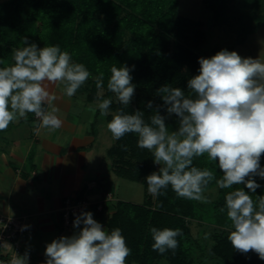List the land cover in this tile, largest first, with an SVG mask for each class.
<instances>
[{"label": "clouds", "instance_id": "clouds-1", "mask_svg": "<svg viewBox=\"0 0 264 264\" xmlns=\"http://www.w3.org/2000/svg\"><path fill=\"white\" fill-rule=\"evenodd\" d=\"M23 43L27 46L14 52V65L0 68V131L21 118L27 120V113H34L41 127L59 129L63 123L55 114L59 109L51 107L48 111L44 107L51 106L56 99L46 89L45 81L62 84L64 93L72 97L90 73L83 64L72 63L71 55L58 45L38 48L29 44L27 37ZM198 62L199 74L188 81L194 98L169 85L157 90L167 113L179 118L178 130L169 131L159 110L149 117L150 123L137 110L133 114L120 111L107 124L114 140L135 133L137 146L153 153L154 163L161 166L158 172L146 177L147 191L154 197L163 195L162 190L171 186L178 197L207 203L204 192L213 180L221 189L244 184L255 192L260 185L253 177L264 179V168L260 165L264 155V62L259 58H242L226 49ZM110 71L108 90L119 103L128 106L135 94L131 70L125 65L112 66ZM102 85L101 73L96 87ZM111 104L110 99L99 103L101 116L109 114ZM147 107L152 108L151 101ZM122 148L127 150L126 146ZM204 154L211 161L218 160L223 172L220 179L207 168L192 166L193 159ZM225 202L234 229L227 237L232 247L240 253L255 252L264 260V196L254 201L239 188L229 192ZM220 211L223 213L225 208ZM81 224L78 233L46 245L45 264H126L131 250L120 228L109 234L91 212L76 217L74 227ZM150 232L154 241L152 250L161 255L175 251L177 237L183 236L179 228L152 227ZM28 260L25 253L13 257L9 264H28Z\"/></svg>", "mask_w": 264, "mask_h": 264}, {"label": "rangeland", "instance_id": "rangeland-1", "mask_svg": "<svg viewBox=\"0 0 264 264\" xmlns=\"http://www.w3.org/2000/svg\"><path fill=\"white\" fill-rule=\"evenodd\" d=\"M2 1L4 0H0ZM134 3L129 0H99L94 9L78 13L77 23L73 28L53 29L42 24L35 29L42 41H39L38 48L43 45H58L61 51H67L71 55L72 63L83 64L89 71L88 80L78 89L82 97L87 99L91 88L96 85V79L103 74L102 88H97L94 98L87 100L98 108L99 121L96 124L102 128L101 135L107 146L109 167L115 176L110 184L114 198L109 202L116 206L119 200H125L136 203L145 210L158 207V196L154 197L147 191L146 177L152 172H158L161 166L154 163L151 151L137 146V134L128 133L120 140H114L107 124L120 111L133 114L137 110L143 112L145 121L150 123L149 117L159 110V114L165 117L169 131L178 130L179 118L167 113V106L157 90L163 85H169L182 91L187 90L194 98L195 94L188 88V81L199 74V59L211 58L221 50L235 51L242 58H259L264 62V0H226L214 10L204 0L166 1L164 7L163 0H145L142 3L144 6L146 4L145 9L143 7L140 10ZM160 12L163 17L160 22H155L154 18ZM140 20L144 22L141 23ZM31 43L35 44L30 39L29 44ZM158 58V66L163 62L164 66H160V69L166 74L161 77H167L151 83L153 70H150L149 63L153 64V60ZM168 60L172 68L167 71ZM14 63L13 60L11 66ZM125 65L131 70L132 84L135 85V94L128 106L119 103L115 94L107 88L111 67ZM171 74L173 77H168ZM60 86L63 87L62 84ZM153 86H157L156 95L150 94ZM153 98L155 101L159 98V101L155 103ZM103 99L112 101L107 116H101L98 107ZM149 101L152 102V108L147 107ZM31 115L33 113H27V117ZM122 146H126L127 150ZM260 165L264 168L261 158ZM253 178L264 186V179L258 175ZM102 183V187H110L108 182L103 180ZM220 190L217 184L207 188L204 195L209 202L199 203L210 204L218 197ZM163 191L167 198L175 194L171 186ZM163 195H159L163 198L159 200L166 205L152 219L150 229H182L183 236L177 237L178 247L163 255L153 251V257L143 259L139 255L138 244L126 241L131 250L126 264H229V249L221 255L217 244L221 245L219 237L225 240L233 229L186 216V207L181 202L168 205ZM113 200L115 201L112 202ZM150 229L145 245L152 249L154 241ZM229 245L232 247L230 241ZM224 248L229 246L225 245ZM238 256V264H243V253L239 252ZM252 262L264 264V260L257 254Z\"/></svg>", "mask_w": 264, "mask_h": 264}, {"label": "crops", "instance_id": "crops-1", "mask_svg": "<svg viewBox=\"0 0 264 264\" xmlns=\"http://www.w3.org/2000/svg\"><path fill=\"white\" fill-rule=\"evenodd\" d=\"M45 86L56 99L44 107L48 111L59 109L55 114L62 126L56 130L41 127L33 113L0 131V212L26 217L28 230L19 241L21 256L28 254V264H45L47 244L82 229L81 224L62 231L61 208L67 196L98 198L107 189L102 181L110 186L115 179L102 128L96 124V105L79 91L68 97L59 83L45 81ZM92 181H97V186L89 187ZM115 207L108 202L102 211L92 208L85 212H91L108 232Z\"/></svg>", "mask_w": 264, "mask_h": 264}, {"label": "trees", "instance_id": "trees-1", "mask_svg": "<svg viewBox=\"0 0 264 264\" xmlns=\"http://www.w3.org/2000/svg\"><path fill=\"white\" fill-rule=\"evenodd\" d=\"M129 1L135 2L133 5H135V7L138 5L140 7L138 8L139 10L143 7L145 9L146 7V4L145 6L142 4L145 0ZM164 1L165 0H163V7L166 5L164 4L166 1L170 3L174 0ZM222 1L226 0H204V3L209 8L214 10ZM98 2L99 0H4L0 2V68L9 67L12 65L14 60V52L17 49H22L23 47L27 46L23 43L25 37H27L28 43L31 39L36 45H38L40 37H38V33L36 32L37 29H35L37 26L45 24L46 26H50L53 29L68 27L73 28L77 23L78 13L85 11L87 12V10L90 11L91 9H94ZM162 17L163 13L160 12L157 16H155L154 21L160 22ZM140 22L143 23L144 21L140 20ZM43 47L46 46L43 45ZM153 62V64L152 62L149 63L150 70H153V74L150 76V79L152 80L151 83L157 82L158 79L162 80L163 78L167 77H161L165 74L162 69H160V66H164L163 62H161L159 66V58L153 60ZM166 67L167 71L172 68L170 60H168ZM171 76L172 74L168 77ZM90 86H92V84ZM91 89L92 91H90V93L87 95V99L89 100H92L96 94V85ZM156 89L157 86H153L152 92L150 94L156 95ZM82 92L83 91H81V93ZM183 92L185 95L187 94V97L193 98V95L187 90H184ZM157 101H159V98L156 101L153 98V102L156 103ZM261 159L264 162V155L261 156ZM192 166H195L201 170L205 168L211 170L215 174L216 179H220L223 176L222 170H220L218 167V160H209L207 154L194 158ZM255 181L260 185V187L257 188L255 192H251V190H249L244 184L233 185L231 188L221 189L218 197L208 205H202L199 203V201L178 197L176 193L169 196V198H167L165 194L163 197L167 201L168 205L171 203L181 202L186 207V216L200 218L204 221H210L226 229H233L231 226V221L227 217L225 196L229 192L242 188L246 193L252 196L254 201H256L258 196H264V186L258 179H255ZM215 184L216 182L213 180L209 183L207 188H210ZM110 189L111 188L107 187L105 190ZM159 199L163 198L158 196V201L156 202L158 207H156V209L145 210L141 209L140 205L136 203L119 200L116 205V211L108 220V233L110 234V232L115 228H120L122 235L125 237V240L128 241V243L130 242L133 244H138L137 249L138 252H140L139 255L142 256L143 259H146L145 257L154 256L151 246L149 248L145 245V242H147L146 237L149 234L152 219L155 218V216H158V214L163 211L164 205H166L161 203ZM221 208H225L223 213L220 211ZM218 239L221 245L217 244V249L221 251V255H224L225 250L229 249V264H238L240 261V256H238L239 252L229 245L227 238L223 240L219 237ZM225 245L229 246V248H224ZM243 255V264H252V260H254L256 257V254L252 251L243 253ZM218 257H220V255Z\"/></svg>", "mask_w": 264, "mask_h": 264}, {"label": "built area", "instance_id": "built-area-1", "mask_svg": "<svg viewBox=\"0 0 264 264\" xmlns=\"http://www.w3.org/2000/svg\"><path fill=\"white\" fill-rule=\"evenodd\" d=\"M88 185L95 187L97 181H92ZM113 198L114 194L111 190L103 191L98 198L67 196L61 208L62 231H71L76 217L86 210L93 208L102 211ZM24 226H28L24 215L0 212V264H9L13 257L21 256L22 245L19 237L28 230V227Z\"/></svg>", "mask_w": 264, "mask_h": 264}]
</instances>
